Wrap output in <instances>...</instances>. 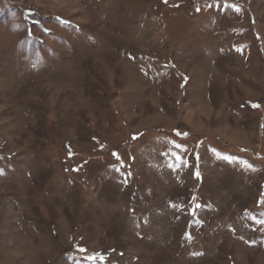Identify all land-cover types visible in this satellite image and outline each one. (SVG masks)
<instances>
[{"label":"rangeland","instance_id":"374dc122","mask_svg":"<svg viewBox=\"0 0 264 264\" xmlns=\"http://www.w3.org/2000/svg\"><path fill=\"white\" fill-rule=\"evenodd\" d=\"M0 264H264V0H0Z\"/></svg>","mask_w":264,"mask_h":264}]
</instances>
